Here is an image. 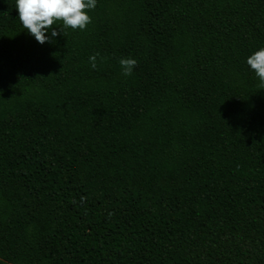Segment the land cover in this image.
Returning <instances> with one entry per match:
<instances>
[{
  "label": "trees",
  "instance_id": "obj_1",
  "mask_svg": "<svg viewBox=\"0 0 264 264\" xmlns=\"http://www.w3.org/2000/svg\"><path fill=\"white\" fill-rule=\"evenodd\" d=\"M87 14L41 44L0 0V264H264V0Z\"/></svg>",
  "mask_w": 264,
  "mask_h": 264
},
{
  "label": "clouds",
  "instance_id": "obj_2",
  "mask_svg": "<svg viewBox=\"0 0 264 264\" xmlns=\"http://www.w3.org/2000/svg\"><path fill=\"white\" fill-rule=\"evenodd\" d=\"M95 5L96 0H15V8L23 28L41 44L48 42L50 37L57 36V31L51 27L58 25L55 21H62L63 27L83 30L90 23L87 12ZM119 63L122 75L128 76L136 60L121 58ZM246 64L254 71L261 84H264V47L246 57Z\"/></svg>",
  "mask_w": 264,
  "mask_h": 264
}]
</instances>
